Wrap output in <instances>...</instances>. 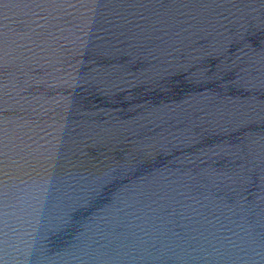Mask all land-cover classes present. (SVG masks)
<instances>
[{
	"label": "water",
	"instance_id": "obj_1",
	"mask_svg": "<svg viewBox=\"0 0 264 264\" xmlns=\"http://www.w3.org/2000/svg\"><path fill=\"white\" fill-rule=\"evenodd\" d=\"M0 264H264V0H0Z\"/></svg>",
	"mask_w": 264,
	"mask_h": 264
}]
</instances>
